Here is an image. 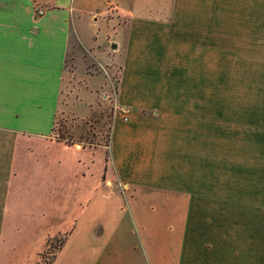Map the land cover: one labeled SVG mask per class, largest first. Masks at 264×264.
I'll return each mask as SVG.
<instances>
[{
    "label": "crops",
    "instance_id": "crops-1",
    "mask_svg": "<svg viewBox=\"0 0 264 264\" xmlns=\"http://www.w3.org/2000/svg\"><path fill=\"white\" fill-rule=\"evenodd\" d=\"M33 3L49 8L36 18ZM158 4H87L94 21L123 36L112 53L119 76L103 175L152 215L156 199L172 204L174 264H264V0ZM84 6L0 0V264H31V241L19 236L28 190L38 186L59 205L79 199L76 171L91 168L88 147L54 130L60 110L89 116L105 85L93 76L61 102L70 29ZM54 146L72 158L53 156ZM70 165L74 185H52Z\"/></svg>",
    "mask_w": 264,
    "mask_h": 264
},
{
    "label": "rangeland",
    "instance_id": "rangeland-1",
    "mask_svg": "<svg viewBox=\"0 0 264 264\" xmlns=\"http://www.w3.org/2000/svg\"><path fill=\"white\" fill-rule=\"evenodd\" d=\"M82 1L86 14L77 18L76 26L72 25L70 29L61 102L93 76L105 81V85L101 84L98 105L89 116L76 118L60 110L56 116L55 129L65 130V136L73 141L69 144L62 140L66 144L76 143L88 147L84 160L88 163L92 161L91 168L80 166L76 171L77 178L74 179L75 183L78 181L79 199L75 195L72 198L67 196L63 204L59 205L58 198L49 193L45 197L39 192L38 186L28 190L25 204L29 208L20 214V223L25 226L19 236L31 241V264H174L168 254L170 238L165 225L170 212H166L165 208L172 204L156 199L157 205L152 215L148 210H142L141 201L133 203L128 192L124 193L125 189L112 177L103 175L104 150L107 151L109 144L115 110L114 94L119 76V60L112 56L114 49L110 45L122 42L123 36L115 35L110 24L92 19L89 13L93 6L87 4L98 0ZM167 1L138 0V3H147L149 8H155L158 3ZM47 8L40 3H33L34 17L43 15ZM81 99L74 101L78 106V114H82L80 108L84 100ZM68 153L56 146L51 151L53 156L62 159L72 158ZM71 168L70 165L69 169L59 171V180L52 185H74L73 181H69L72 175L74 177ZM91 182L93 194L87 199L85 189L90 190ZM77 200L83 205H78ZM141 219L147 223L144 229L138 225ZM40 232L46 234L42 242L37 237Z\"/></svg>",
    "mask_w": 264,
    "mask_h": 264
},
{
    "label": "trees",
    "instance_id": "trees-1",
    "mask_svg": "<svg viewBox=\"0 0 264 264\" xmlns=\"http://www.w3.org/2000/svg\"><path fill=\"white\" fill-rule=\"evenodd\" d=\"M54 130L56 131V136H57V138H58L59 140H65V142H67V143H69V144L73 143V141L70 140L69 137L67 138V137L65 136V130H57V129H54Z\"/></svg>",
    "mask_w": 264,
    "mask_h": 264
},
{
    "label": "water",
    "instance_id": "water-1",
    "mask_svg": "<svg viewBox=\"0 0 264 264\" xmlns=\"http://www.w3.org/2000/svg\"><path fill=\"white\" fill-rule=\"evenodd\" d=\"M111 47H112V48H116V44H115V43H112V44H111Z\"/></svg>",
    "mask_w": 264,
    "mask_h": 264
}]
</instances>
